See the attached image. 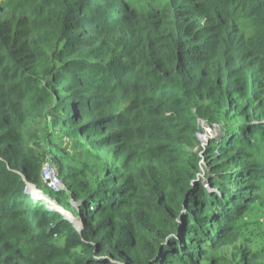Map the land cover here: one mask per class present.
Returning <instances> with one entry per match:
<instances>
[{
	"label": "trees",
	"instance_id": "obj_1",
	"mask_svg": "<svg viewBox=\"0 0 264 264\" xmlns=\"http://www.w3.org/2000/svg\"><path fill=\"white\" fill-rule=\"evenodd\" d=\"M207 101L241 121L222 195L193 151ZM50 119L122 162L99 185L73 177L83 230L26 199ZM262 139L264 0H0V264H201L257 193L242 147Z\"/></svg>",
	"mask_w": 264,
	"mask_h": 264
},
{
	"label": "rangeland",
	"instance_id": "obj_2",
	"mask_svg": "<svg viewBox=\"0 0 264 264\" xmlns=\"http://www.w3.org/2000/svg\"><path fill=\"white\" fill-rule=\"evenodd\" d=\"M200 106L210 110V116L207 118L199 117L197 120L198 131L196 133V146L193 147V151L199 157V181L204 184L205 190L210 194L209 196L211 194L222 195V188H216V185H231L229 189L234 190L236 189V181L234 180L232 184H229L232 182V178L229 181L220 179L224 174L217 171L219 164H222L220 163V151L231 142V136L237 137L241 134V132L239 133L241 124L237 125L241 121L234 119L235 116L232 114L228 115L227 108L220 112L212 101L200 103ZM33 130L36 132L33 138V150L41 157L43 165L51 159L61 175L63 189L59 193L64 192V198H60L57 200L58 203L54 204L69 210L72 214L69 216L70 221L83 230L88 223L82 219L80 213L76 214L73 210L68 209V207L74 206L79 211L82 207L81 202L75 200L73 196V177L75 176L81 182L92 177L97 179L96 182L99 185L100 180L107 178L108 170L114 165L117 168L120 167L122 162L116 160L110 150H99L85 139L76 140L69 137L64 126H55L53 119H50V123H46L45 120L39 121L33 126ZM223 137L226 138L223 146H220L224 140ZM253 138V141H256L257 136ZM245 144L250 146L242 147L247 155V162L255 165L254 168L261 172L259 180L252 183L257 186V193L247 205L241 207L237 215H231V219L225 225V229L229 231L227 237L220 243L204 248V259L201 264H264V139L259 143H254L257 144V147L254 148L251 147V142ZM232 148L236 150L239 146L236 144ZM54 158H57L59 164ZM227 161L228 159L225 158L223 162ZM230 168L233 171L240 169L235 165L230 166ZM28 184L32 183L28 182ZM42 185V192L49 194L50 197L59 198L44 187V183ZM26 199L28 203L35 205L30 196ZM63 203L67 206L65 207ZM51 207L60 213L62 212L54 205ZM12 243L19 250L25 249L21 241L17 239H13ZM78 252L81 253L82 250L80 249Z\"/></svg>",
	"mask_w": 264,
	"mask_h": 264
},
{
	"label": "built area",
	"instance_id": "obj_3",
	"mask_svg": "<svg viewBox=\"0 0 264 264\" xmlns=\"http://www.w3.org/2000/svg\"><path fill=\"white\" fill-rule=\"evenodd\" d=\"M42 179L43 183L45 184L46 188L49 189L51 192L58 193L60 190L63 189L62 180L60 178V174L56 168V166L53 164V161L49 159L44 165H43V171H42ZM35 186L32 184H29V196L36 201V203H42L44 205H48L53 202L44 192L43 194L40 191H37L34 189ZM40 195H43L46 197H40Z\"/></svg>",
	"mask_w": 264,
	"mask_h": 264
},
{
	"label": "bare ground",
	"instance_id": "obj_4",
	"mask_svg": "<svg viewBox=\"0 0 264 264\" xmlns=\"http://www.w3.org/2000/svg\"><path fill=\"white\" fill-rule=\"evenodd\" d=\"M35 190H37V191H40L42 194H43V192H42V190L41 189H39L38 187H35L34 188ZM44 195V194H43ZM43 195H40V197H44V199H46V197L45 196H43ZM55 202L53 201L52 203H51V205H54V207H56L58 210H62V212L61 213H64L66 216H71V213L67 210V209H63L62 207H60V206H56V204H54Z\"/></svg>",
	"mask_w": 264,
	"mask_h": 264
},
{
	"label": "clouds",
	"instance_id": "obj_5",
	"mask_svg": "<svg viewBox=\"0 0 264 264\" xmlns=\"http://www.w3.org/2000/svg\"><path fill=\"white\" fill-rule=\"evenodd\" d=\"M32 185H34L35 187H38L39 189H41V190H43L42 188L43 187H39L38 185H35V184H32ZM44 187H46L45 185H44ZM45 193V192H44ZM54 193V192H53ZM52 201H54L55 203H58L57 202V199L56 198H54V197H50L49 196V194H47V193H45ZM36 205H37V203H35ZM39 204H41V203H39ZM42 205H44V204H42ZM44 206H46L47 208H51V209H53L52 207H51V205L50 204H48V205H44ZM55 211H57L56 209H54ZM69 211V210H68ZM58 212V211H57ZM70 212V211H69ZM58 213H60V212H58ZM60 214H62V213H60ZM63 215V214H62ZM71 216H72V214H71ZM69 217V216H68Z\"/></svg>",
	"mask_w": 264,
	"mask_h": 264
}]
</instances>
